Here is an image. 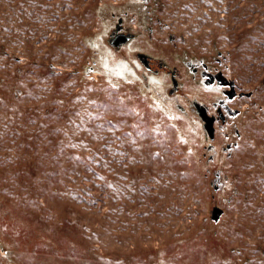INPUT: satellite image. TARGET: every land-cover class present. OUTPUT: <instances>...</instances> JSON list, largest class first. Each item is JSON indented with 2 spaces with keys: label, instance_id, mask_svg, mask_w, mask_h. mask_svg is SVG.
Masks as SVG:
<instances>
[{
  "label": "rangeland",
  "instance_id": "374dc122",
  "mask_svg": "<svg viewBox=\"0 0 264 264\" xmlns=\"http://www.w3.org/2000/svg\"><path fill=\"white\" fill-rule=\"evenodd\" d=\"M137 53L220 69L232 124ZM0 264H264V0H0Z\"/></svg>",
  "mask_w": 264,
  "mask_h": 264
},
{
  "label": "flooded vegetation",
  "instance_id": "af4514ba",
  "mask_svg": "<svg viewBox=\"0 0 264 264\" xmlns=\"http://www.w3.org/2000/svg\"><path fill=\"white\" fill-rule=\"evenodd\" d=\"M122 21L123 19L121 17L117 18L116 26L110 33V39L108 40V44L114 49H119L123 45L130 42V40H132L135 36L129 30L123 29ZM124 40L126 41L124 42ZM136 57L139 61L140 67L142 68V77L145 82L148 80V76H155L158 79V75H162L168 78V81L162 87V92L169 101L186 97L183 95V84L180 82L182 69L191 77L192 80H196L201 87L202 85L207 87L214 86V88H216L219 92L220 97H218L216 103L213 104V112H210L206 105L199 103L196 100L187 101L189 104V111L197 116L202 124L204 123L202 119L203 117L212 118L213 124H217L218 126L223 124H232L233 119L231 118L232 116L230 114V110L237 109L231 108V104L238 100V97L241 99V97L238 96L240 90L237 86H235V84L231 87L230 83L227 82L226 77L220 69L210 66L208 62L204 61L202 58L193 59L186 57L181 60L180 66H169V64L162 59H155L146 54L137 53ZM160 83L161 82L159 81V84ZM247 98H251V95ZM177 107L181 112L184 111V108L179 104H177ZM228 108L230 110H228Z\"/></svg>",
  "mask_w": 264,
  "mask_h": 264
},
{
  "label": "water",
  "instance_id": "95a60500",
  "mask_svg": "<svg viewBox=\"0 0 264 264\" xmlns=\"http://www.w3.org/2000/svg\"><path fill=\"white\" fill-rule=\"evenodd\" d=\"M125 41H126V40H124V42H125ZM229 83H230L231 87L234 86V82H233V81H229ZM245 95L250 97L251 93H247V94H245ZM238 96H240V94H239ZM196 104H197V103H196ZM228 110H230V109L228 108ZM238 113H239V110H230V114H231L232 117L237 116ZM202 119H203V121H204V123H203V128H204V130H205V132H206V134H207V136H208V139L212 141V140L214 139V132H215L214 124H213V119L210 118V117H203ZM230 146H231V145H228L227 147H230ZM211 148H212V145H209V146H208V149H211ZM216 177H219V174H218V173L216 174ZM221 213H222L221 210H219V209H214V212H213V218H214L215 220H217L218 217H219V215H220Z\"/></svg>",
  "mask_w": 264,
  "mask_h": 264
}]
</instances>
